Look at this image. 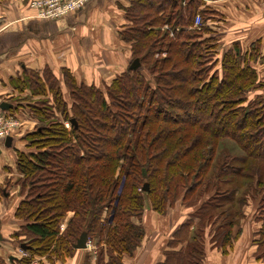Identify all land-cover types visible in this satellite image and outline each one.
Wrapping results in <instances>:
<instances>
[{"label":"trees","instance_id":"obj_1","mask_svg":"<svg viewBox=\"0 0 264 264\" xmlns=\"http://www.w3.org/2000/svg\"><path fill=\"white\" fill-rule=\"evenodd\" d=\"M203 6L204 0H130L119 38L132 43L129 64L138 60L139 69L127 67L102 88L78 84L62 70L57 80L69 87V110L65 95L46 84L49 71L13 80L19 92L51 96V103L26 104L41 126L22 137L26 151L16 152L22 185L13 216L20 225L11 240L27 238V245L19 242L25 253L63 262L81 233L87 240L104 235L98 264H121L145 236V209L165 216L179 203L194 210L157 264H205L210 248L222 256L231 252L240 234L233 229L245 219L241 203L234 204L249 192L263 204L254 216L260 226L253 257L264 264V99L246 101L264 87L251 65L264 58L257 42L244 52L234 45L217 58ZM196 15L202 25L194 28ZM55 104L69 130L55 114L48 121ZM226 140L238 146L241 158L218 152ZM229 157L236 166L224 163ZM241 188L248 191L238 198ZM68 213L74 216L60 234ZM105 249L114 255L107 262Z\"/></svg>","mask_w":264,"mask_h":264},{"label":"crops","instance_id":"obj_2","mask_svg":"<svg viewBox=\"0 0 264 264\" xmlns=\"http://www.w3.org/2000/svg\"><path fill=\"white\" fill-rule=\"evenodd\" d=\"M22 2L26 0L0 1V104L10 105L8 110L0 109V114L22 116L20 120L16 118L20 128L11 136L12 148L6 149L3 144L0 147V235L4 240L0 262L7 259V264L19 262L8 250L11 235L20 225L13 216L20 199L17 181L22 178L16 167V152L24 150V131L36 125L26 104L38 101L40 96L29 90L19 92L13 80L23 78L28 71L48 70L58 78L62 70H68L78 84L102 88L122 74L130 61L127 45L119 38L126 26L122 9L128 7L130 0H90L77 13L58 20L35 18L22 11ZM263 3L264 0H204L203 8L209 18L206 24L217 41V58L234 45L244 52L255 42L264 58V14L260 12ZM9 15L13 17L8 18ZM251 65H259V72L264 74V60ZM255 94L263 98L264 87L255 90ZM176 209L165 216L145 209L141 219L144 247L125 259V264H157L163 260L167 243L181 221L178 215L169 216ZM185 219L187 216L182 221ZM237 245L226 256L214 249L206 256L209 264H259L252 258L255 250H243ZM78 252L72 264H81L85 251Z\"/></svg>","mask_w":264,"mask_h":264},{"label":"rangeland","instance_id":"obj_3","mask_svg":"<svg viewBox=\"0 0 264 264\" xmlns=\"http://www.w3.org/2000/svg\"><path fill=\"white\" fill-rule=\"evenodd\" d=\"M1 1V0H0ZM31 1V0H30ZM30 1H28V0H26V2H22V5H21V8H22V11L24 10L26 13H31L32 15H34V13L30 10V8H28V4H29V2ZM12 2L13 1H11V4H12ZM129 6V5H128ZM8 18H12L13 16H7ZM5 19H6V17H5ZM126 21V20H125ZM128 25V22L126 21V26ZM126 30V29H125ZM210 36H211V34H210ZM123 41V40H122ZM124 42V41H123ZM126 45H127V50H128V52H129V54H131V48H132V43L131 42H124ZM163 55V54H162ZM260 61L257 59L256 60V62H254V63H259ZM261 63V62H260ZM254 66V68H255V70L258 72V74H259V77H258V82L261 84V85H263L264 84V74H262V72L260 73L259 72V65H253ZM47 71L48 70H46V71H44V73H47ZM50 72V71H49ZM40 73H42L43 74V71H41ZM51 73V72H50ZM50 73H47V74H44L43 76H44V79H45V81H46V84L47 85H49V84H52V86H54L55 87V89H57L56 91L58 92V93H60V92H62L64 95H65V99L67 100V109L69 110L70 108H69V98H68V96H67V94L66 93H68V89H69V87L67 86H65V85H63L62 86V84H63V82H62V84H61V80H57V79H60V76L57 78L56 76L54 77V76H52ZM48 74H50L53 78H51V77H48ZM61 74V73H60ZM59 74V75H60ZM41 75V74H40ZM145 75H147L146 73H145ZM42 76V75H41ZM35 78V77H34ZM43 78V77H42ZM146 78L152 83V79H151V77H149V76H146ZM48 81V82H47ZM27 85V84H26ZM24 88L26 89L27 87L26 86H24ZM68 88V89H67ZM27 90H30L29 88H27ZM62 93H60V94H62ZM62 94V95H63ZM257 97H259V96H257L256 94H255V91L254 92H252V93H250V94H247V96H246V101H251V100H254L255 98H257ZM263 99H264V97H263ZM43 101V100H45V101H49L50 103H51V96L50 95H46L45 96V98H43V96H42V94L39 96V99H38V101ZM66 102V101H65ZM45 106H48L47 104H44ZM43 104H40L39 106L41 107V106H44ZM51 105H53V103L51 104ZM59 108H56V104H55V106L53 107V111H49L48 112V116L50 117V115L51 114H53V116H54V114L57 116V122H63V124H64V126H65V128L67 129V130H69L70 129V126L68 125V122H65L64 120H63V116H61L60 115V111L58 110ZM68 113H69V111H68ZM21 118H22V116H20ZM19 116H16L15 118H17V119H19L20 118ZM30 117V116H29ZM55 117V116H54ZM32 118V117H31ZM38 118V117H37ZM52 118L53 117H50V118H48V121H54V120H52ZM32 119H34L35 120V124H36V126L35 127H30V128H27V130H25L24 131V135L25 134H27L28 132H31L32 130H35L36 128H39L40 126H41V124L35 119V118H32ZM39 119V118H38ZM20 120V119H19ZM33 120V121H34ZM66 125H67V127H66ZM29 126V125H28ZM20 128V127H19ZM30 129V130H29ZM23 135V136H24ZM24 144H25V142H24ZM70 144H74L73 142H71ZM27 146V145H26ZM26 146L24 145L23 146V148L25 149V150H23L22 149V152L24 151H26ZM53 147H51V149H52ZM217 149H219L218 150V152H220V154L221 153H223V152H225V153H227V154H229L230 155V157H233V158H241L242 156H243V154H242V152H241V150L238 148V146L237 145H235V143L234 142H231V141H229V140H226V141H224L223 143H221L219 146H218V148ZM230 157H229V159L228 160H226L224 163H227V164H231V165H233V166H236L237 165V163H233V162H231L230 161ZM37 177V176H36ZM38 177H40V174L38 175ZM17 184H18V187H19V190H20V185H22V182H21V179H19L18 181H17ZM223 189L225 188V187H222ZM238 191V198H240L243 194H245L248 190H246V188H241V189H239V190H237ZM249 194V192H247V195H245V197H246V199H245V197H244V199H245V203H244V199H243V203L242 202H235V204H234V207L236 208L237 206H238V204H240V206H241V210H243V212H244V214H245V219H242L241 220V222H240V225L236 228H234L233 230L235 231V229L236 230H238V231H240L239 233V237H238V239L233 243V247H234V245L236 244V243H238V245L237 246H239V247H241V248H243V250L244 249H248V250H255V248H254V246H253V240H254V235L256 234L255 232L258 230V228H259V223H256V222H254V216L256 217V216H258V214H259V209L258 208H260L261 206H263V204H260V203H258V196L256 197V195L254 194V195H252L251 194V196L252 197H250V194ZM255 196V197H254ZM207 198V197H206ZM205 198V199H206ZM257 200V201H256ZM178 210H177V209ZM176 210L175 211H173V212H170L169 213V216H171L172 215V217L173 216H177L178 215V217H180L181 219V221H179L178 223H177V225H179L181 222H182V219H184V218H186V216H188L187 214L188 213H190L193 209H186L185 207H181L180 206V204L179 203H177V206H176ZM226 208L227 207H223L222 209H220V210H218V211H216L215 212V214L216 215H219L221 212H223V211H225L226 210ZM174 214V215H173ZM73 214L72 213H68L66 216H65V218L60 222V225H59V233L60 234H63V232L65 231V229L67 228V226H68V221L70 220V219H72L73 218ZM134 221V220H133ZM220 224V221H218V223H216L215 225H214V228H216L218 225ZM176 225V226H177ZM107 230V224L106 225H104V228H103V232H105ZM104 239H105V236L104 235H101V237H100V240H99V237L97 236V235H93V237H92V240H91V243H92V248H90L89 250H83V251H85L83 254H85V255H83L82 257H81V264H98V260H99V257H98V250L99 249H104V248H102V247H104ZM145 236H144V238H143V240L141 241V244H140V246L138 247V248H143L144 247V243H145ZM18 239H16V240H14V241H12L11 240V242L9 241V243H10V246H9V248H8V250H9V252H13V253H11V255L12 256H14V258H18V260L19 259H21V258H29V259H27L25 262L26 263H20V262H16V264H51V263H49L47 260H45L43 257H40L39 256V254H33L32 256L31 255H29V254H27L26 253V257H23L24 256V254L25 253H19V252H21V250H19L20 248H19V242H21L22 244H24V245H27V241H28V239L26 238V239H20L21 241H17ZM41 245H44V244H41V243H34V245H33V247H37V248H39V246H41ZM47 245V244H46ZM46 245H44V246H46ZM49 246H50V248H51V250L52 249H54V243L53 242H51L50 244H49ZM208 246H211L210 244H208L207 245V247ZM47 247V246H46ZM233 247H232V250H233ZM236 247V246H235ZM234 247V248H235ZM137 248V249H138ZM136 249V250H137ZM72 250H73V252L72 253H66L65 254V252H64V254H65V260L63 261V262H60L58 259H55V260H53L52 261V264H72V260L73 259H75L76 258V253H74V252H76V250H74L73 248H72ZM135 250V251H136ZM231 250V251H232ZM105 252L103 253L104 254V262H107V261H109V258L111 257V256H114V255H112V254H109L108 252H106V249L104 250ZM213 251H214V249H212V248H210V249H208V251H206L207 252V255L209 256V255H211V253H213ZM80 252V251H79ZM78 252V253H79ZM135 253V252H134ZM133 253V254H134ZM134 255H132L131 257H133ZM252 256V255H251ZM131 257H123L122 258V261H121V264H125V262H126V260L125 259H127V258H131ZM216 257V256H215ZM218 258H219V256H218ZM253 258V260H254V257H252ZM14 260V259H13ZM27 261H29V262H27ZM255 261V260H254ZM205 262H206V264H209L210 263V259H209V257H207L206 258V260H205ZM7 263H10V262H7V259L6 260H3V261H1L0 262V264H7Z\"/></svg>","mask_w":264,"mask_h":264},{"label":"built area","instance_id":"obj_4","mask_svg":"<svg viewBox=\"0 0 264 264\" xmlns=\"http://www.w3.org/2000/svg\"><path fill=\"white\" fill-rule=\"evenodd\" d=\"M88 2H90V0H31L28 4V8L34 13L35 18L58 20L66 18L75 12L77 13V11L82 9ZM260 12L264 14V3L260 6ZM201 25L200 17L196 15L193 21V27L197 28ZM19 127L20 123L16 118L2 113L0 114V147L4 139L8 136H12ZM91 245V240H87L86 250L92 248ZM19 253L25 252L21 250ZM23 257H26V253Z\"/></svg>","mask_w":264,"mask_h":264},{"label":"water","instance_id":"obj_5","mask_svg":"<svg viewBox=\"0 0 264 264\" xmlns=\"http://www.w3.org/2000/svg\"><path fill=\"white\" fill-rule=\"evenodd\" d=\"M139 67H140L139 61L134 60V61L130 62L129 66H128V70L129 71H136L139 69ZM9 107H10L9 104H6V103L0 104V109L2 111L8 110ZM70 124H74V122L70 121ZM2 144H3L4 148L10 149L13 146V139L11 138V136H8L4 139ZM142 190L146 191L147 185H144ZM1 242L3 243L4 240L0 235V245H1ZM86 243H87V235L85 233H81L80 236L77 238L76 242L73 244L72 248L76 251H83V250L86 251ZM25 248L26 247L24 245L20 246L21 250H25ZM10 260L12 261L13 258H10Z\"/></svg>","mask_w":264,"mask_h":264}]
</instances>
